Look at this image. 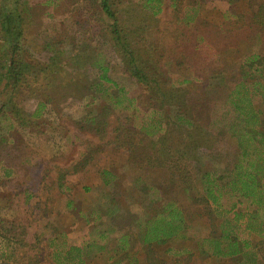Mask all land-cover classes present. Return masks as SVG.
<instances>
[{
	"label": "rangeland",
	"instance_id": "obj_1",
	"mask_svg": "<svg viewBox=\"0 0 264 264\" xmlns=\"http://www.w3.org/2000/svg\"><path fill=\"white\" fill-rule=\"evenodd\" d=\"M22 1L27 20L19 55L29 66L14 89L0 76V264H77L78 257L84 264H264V233L243 230L253 211L264 224L262 195L244 197L233 186L220 208L205 198L207 172L226 184L238 161H246L244 169L255 156L249 148L242 159L243 148L224 132L221 116L229 109L228 93L243 79L245 60L264 57L263 0H205L189 26L179 17L199 0H181L180 10L176 1L163 0L155 17L147 0H111L134 33L130 42L158 64L159 76L182 89L185 96L175 101L187 99L198 123L206 115L216 122L217 140L197 159L175 155V179L150 157L179 107L157 110L154 94L116 51L99 0ZM40 102L39 115L29 117ZM12 104L26 125L10 113ZM254 104L264 110L260 96ZM167 142L183 148L182 132ZM256 152L264 154V145ZM258 178L264 183V172ZM169 202L184 211L186 230L145 244L147 220ZM235 212L244 214L238 235L252 245L237 256H216L207 239L220 235L223 219ZM255 251L260 258H253Z\"/></svg>",
	"mask_w": 264,
	"mask_h": 264
},
{
	"label": "trees",
	"instance_id": "obj_2",
	"mask_svg": "<svg viewBox=\"0 0 264 264\" xmlns=\"http://www.w3.org/2000/svg\"><path fill=\"white\" fill-rule=\"evenodd\" d=\"M175 7L178 6L181 9V0H174ZM205 0H199V2H193L192 7L183 17H179L183 26H189L191 22L196 21L201 9V5ZM102 12L105 13V18L110 22V33L112 34V42L116 51L122 55L125 59L128 69L132 75L137 78L138 81L145 84V86L151 90L154 94L153 98L158 102V111L163 112L166 106L177 105L178 111L175 113L176 118L169 119L165 122V133L161 134L160 139L156 145H152L151 150H155L150 158H154L159 161L161 167H167L170 171L171 177L177 178V162L174 159L176 154L182 153L185 156L183 159H197L202 148H209L212 146V142L217 140V134L214 133L216 128V122L213 121L212 116L206 115L205 118L200 119L199 123L197 117L193 115L192 109L188 106L187 99L175 101L178 97H184L181 94L182 89L176 87L174 82L166 79L164 73L159 76L158 64H152L143 58L141 50L134 46L130 42V35L134 34L129 29H126L120 21L118 12L113 8L111 0H99ZM264 2V0H263ZM22 0H3L0 8V33L2 34L1 48L5 58V63L2 64V68L5 69L2 79H6V83L13 89L24 80L25 71L29 63L22 60L19 55L22 47L21 40L26 23V16L23 7ZM163 0H147L149 4L148 8L153 9L152 15L155 17L162 12ZM178 4V5H177ZM264 4V3H263ZM11 6V7H9ZM145 24L146 17L142 18ZM19 56V57H18ZM245 60L243 66L244 69L243 79L236 83V85L230 90L227 95V104L229 109H226L221 116V120L225 126L222 127L224 132H227L231 136L238 138L239 147L242 150V159H247V149L251 148L250 155L253 156L252 160H249V164L244 169L242 163L245 160L238 161L228 176L230 181L226 184H221L222 175H218L216 172H207L205 174V198L207 202L218 205L221 196L225 192H231L233 186L235 189H239L240 193L244 197H256L258 194L262 195L260 199H257V204L261 207L264 203V183L258 178L259 172H264V154L262 152H256L260 145H264V110L262 108H256L254 104V97L260 96L264 103V57L258 54H253ZM247 77H252L253 81H246ZM102 80L111 81V79L104 74ZM190 79H183L180 81V85ZM7 86V85H6ZM180 91V93H179ZM11 114L15 116V120L21 125H26L28 121L23 118L24 115L16 108L15 104H12ZM45 106V103H39L38 108L32 114H28L29 117L38 116L41 109ZM196 112V111H195ZM228 113L231 114L230 121H228ZM234 118V119H233ZM233 119V120H232ZM207 122L202 124V122ZM201 123V124H200ZM218 128V127H217ZM218 128V130H220ZM221 129V130H222ZM176 130V131H175ZM182 132L184 147L172 148L169 145L170 139H173L176 133ZM199 130V134H198ZM181 138V137H180ZM246 148H244V145ZM158 145V146H157ZM246 162V161H245ZM261 162L255 172L252 171L254 164ZM152 166L154 164L152 163ZM108 172V171H107ZM107 182V181H106ZM108 183V182H107ZM240 185V187H237ZM231 186V190L228 189ZM227 188V190H226ZM226 190V191H225ZM209 211H213L209 209ZM249 219L244 224V231L257 232L263 234L264 224L257 222V212L248 213ZM244 214L241 212H235L233 219L227 216L220 224V235L207 239L212 243V254L216 256H237L243 253L244 249L249 248L252 245L249 237H241L238 235L236 227H239L240 218ZM147 230L144 234L145 244H160L166 242L169 238L176 236L180 231H185L187 228V222L184 211L181 207L176 206L173 202L167 203V205L156 214L151 216L147 220ZM242 226V225H241ZM71 251L75 250L78 253L81 251L79 247H71ZM70 254H72L70 252ZM80 256V255H79ZM253 258H260L258 251L252 255ZM257 264L261 263V260L257 259ZM77 264H84L83 259L78 257Z\"/></svg>",
	"mask_w": 264,
	"mask_h": 264
},
{
	"label": "crops",
	"instance_id": "obj_3",
	"mask_svg": "<svg viewBox=\"0 0 264 264\" xmlns=\"http://www.w3.org/2000/svg\"><path fill=\"white\" fill-rule=\"evenodd\" d=\"M6 171H7L10 175L12 174V172H11V171H12L11 167H10L9 169H7ZM106 181H107V180H105V183H107ZM74 183H75V182H74ZM74 183H73V184H74ZM67 185L71 188L72 183L69 182V183H67ZM72 186H73V185H72ZM69 202H70V201H69ZM63 235H64V234H63ZM70 236H72V235H71V234H68V239H69V240H70ZM74 245H75V243H74ZM79 247H80V246H79ZM59 252H60V251H58V253H59ZM63 253H66V251H63Z\"/></svg>",
	"mask_w": 264,
	"mask_h": 264
}]
</instances>
